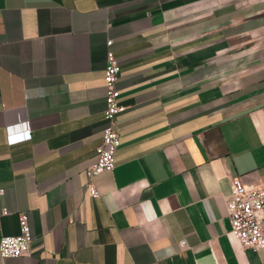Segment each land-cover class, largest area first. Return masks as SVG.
<instances>
[{
	"label": "crops",
	"instance_id": "crops-1",
	"mask_svg": "<svg viewBox=\"0 0 264 264\" xmlns=\"http://www.w3.org/2000/svg\"><path fill=\"white\" fill-rule=\"evenodd\" d=\"M108 38L126 107L94 197ZM236 175L264 188V0H0V237L19 211L32 235L0 264H264Z\"/></svg>",
	"mask_w": 264,
	"mask_h": 264
},
{
	"label": "built area",
	"instance_id": "built-area-1",
	"mask_svg": "<svg viewBox=\"0 0 264 264\" xmlns=\"http://www.w3.org/2000/svg\"><path fill=\"white\" fill-rule=\"evenodd\" d=\"M106 63L104 67V118L100 143L95 147V159L86 169V187L91 196L99 191L93 177L103 171L111 170L115 165V152L120 144L116 129V119L124 111L117 86L119 64L112 49V39L106 40ZM30 130L8 133V142L14 143L28 139ZM3 188H0V192ZM226 210L230 221V234L243 247L259 249L264 247V188L246 184L239 175L232 177L230 193L226 197ZM6 211V209H3ZM19 231L15 234H3L0 237V256L16 257L30 248L32 235L26 211L18 212Z\"/></svg>",
	"mask_w": 264,
	"mask_h": 264
}]
</instances>
